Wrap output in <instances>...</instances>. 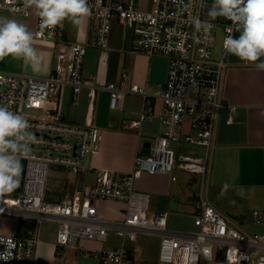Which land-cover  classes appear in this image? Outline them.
<instances>
[{
    "label": "built area",
    "instance_id": "2783aa9c",
    "mask_svg": "<svg viewBox=\"0 0 264 264\" xmlns=\"http://www.w3.org/2000/svg\"><path fill=\"white\" fill-rule=\"evenodd\" d=\"M189 2L152 0V7L143 9L133 0H88L91 38L85 42L66 41L62 23L41 28L37 14L35 36L53 40L58 48L51 73L36 76L0 70V103L29 122L36 137L31 146L41 148L22 158L19 187L0 200V264H35L39 241L38 236L2 232L5 213L58 220L59 246L75 245L82 250L80 239L105 240L112 228L117 235L131 240L142 233L158 234L159 255L151 264H264V232L249 233L236 225L208 196L221 110L226 105L224 80L228 64L225 54L215 59L213 48L217 29L222 27L225 37L232 24L222 17L212 20L207 7H201V0H191V6L185 8ZM24 3L25 0H0V12L16 16L19 19L15 20L29 29L32 7L25 8ZM203 3L207 5L206 0ZM196 18L214 25L209 34L196 31ZM114 21L122 23L126 36L133 35L132 52L168 57V75L159 94L164 102L161 131L151 138L148 153L134 157V168L127 172L88 162L101 150L103 130L99 126L73 124L60 118L66 88L71 89L74 102L85 86L90 87V97H95L97 85L86 82L82 75L84 58L90 45L108 48ZM123 76L127 77V73ZM106 88L111 91L110 106L114 109L120 106L121 93L147 95L135 83L127 87L110 83ZM56 98L57 106L51 111L47 103ZM32 110L42 113L31 114ZM152 114L151 107L145 109L132 125H140ZM232 121L231 115L228 122ZM57 150L67 153L58 154ZM52 162L63 163L75 173L92 170L95 182L76 190L72 198L48 202L45 190ZM177 170L199 176L195 230L169 229L168 213H152L149 193L135 187L136 178L143 172H161L177 180ZM99 198L124 202V218L110 223L101 219L94 203ZM252 217L255 225L264 226V210L253 209ZM92 251L99 252L103 264H134L124 243L114 249Z\"/></svg>",
    "mask_w": 264,
    "mask_h": 264
},
{
    "label": "crops",
    "instance_id": "0c3cea01",
    "mask_svg": "<svg viewBox=\"0 0 264 264\" xmlns=\"http://www.w3.org/2000/svg\"><path fill=\"white\" fill-rule=\"evenodd\" d=\"M133 1L143 9L152 7V0H147V7H143L144 0ZM149 3L150 8H148ZM207 6H210L208 2ZM36 17L37 10L32 8L29 30L33 33V47L42 57L41 63L33 66L23 60L6 57L0 61V70L36 76H47L51 73L58 48L53 40L35 36ZM0 19L19 18L1 13ZM61 29L64 39L68 42L88 41L91 38L90 14L82 17L78 24L65 19ZM234 35L238 37L239 33L235 32ZM108 43L106 49L90 45L84 58L82 75L86 82L97 85L95 97H90V87L85 86L78 94L77 102H74L71 89L66 88L62 97L60 118L73 124L93 123L99 126L103 130L101 150L98 154L89 157L88 162L95 167L127 172L134 168V157L137 154L147 153L144 151L146 149L144 143L161 131L160 116L164 111V102L159 94L167 79L168 58L162 63H157L154 61V55L132 52L134 37L132 34L125 35L124 27L119 21H114ZM223 54L224 49H221V52L218 55L215 53L214 57L218 59ZM225 57L228 63L224 80L226 105L221 110L219 121L217 147L212 162V181L210 177L212 193L209 199L232 222L234 217L239 216L238 220L242 221V224L246 223V214V218L250 217V222L253 223V209L264 210V70H258L254 64H246L233 55H225ZM124 73H127L125 78ZM110 83L122 87L135 83L142 86L147 95L137 92L121 93L120 106L114 109L110 106L111 91L106 88ZM100 92L103 95L101 101L98 100ZM57 103L58 98L51 100L47 106L52 111ZM149 107L153 113L151 118L143 120L138 126H133L132 123ZM69 110L71 113L68 112ZM231 115L233 121L229 123L228 118ZM94 182L95 172L92 170L85 169L75 173L63 163L52 162L45 200L60 202L72 198L76 190ZM135 187L149 193L153 198V206L150 208L152 213L168 211L160 208L162 202L168 209L183 208L193 218L199 211V186L197 193L192 197L185 189L186 186L174 182L168 174L143 172L136 178ZM229 189L241 192L247 202L252 204L253 209L250 214L247 213L248 211H243L241 205L236 204L238 209L235 207L232 209L224 204L221 198ZM175 196H179L177 200H174ZM232 199L234 200V197ZM235 200L240 201L242 197L237 199L235 197ZM94 203L97 206L98 216L109 223L120 221L125 216L124 202L99 198ZM167 213L169 216V212ZM17 217L15 229L7 234L38 236L37 247L40 246L50 252L52 260H58L56 251L60 247L57 244L60 222L36 214ZM244 226L242 228L246 229ZM142 234L133 239L134 241L131 240V246L124 243L125 238L122 239V243L129 248V256L134 264H144L140 261L141 257L144 258L143 254L137 252L140 250L139 246L141 247L138 241ZM116 235L115 230L110 228L108 236L113 238ZM108 236L105 240L86 239L85 247L90 250L106 249L102 245L107 242ZM121 244L114 243L109 250ZM46 256L49 257L48 254Z\"/></svg>",
    "mask_w": 264,
    "mask_h": 264
},
{
    "label": "clouds",
    "instance_id": "9594fccd",
    "mask_svg": "<svg viewBox=\"0 0 264 264\" xmlns=\"http://www.w3.org/2000/svg\"><path fill=\"white\" fill-rule=\"evenodd\" d=\"M191 6L184 5L185 8ZM25 8H35L41 18V28L55 27L65 19L80 23L90 14L88 0H25ZM207 15L215 20L225 18L232 27L224 37L225 55H233L246 64H254L264 70V0H213L207 6ZM197 32L209 34L214 25L207 21L194 20ZM238 32L239 36L234 33ZM33 33L25 24L15 19H0V61L6 57L23 60L36 66L42 57L33 47ZM259 61V62H258ZM36 141L29 122L20 114L0 103V198L19 187L22 158L31 154V145Z\"/></svg>",
    "mask_w": 264,
    "mask_h": 264
},
{
    "label": "rangeland",
    "instance_id": "374dc122",
    "mask_svg": "<svg viewBox=\"0 0 264 264\" xmlns=\"http://www.w3.org/2000/svg\"><path fill=\"white\" fill-rule=\"evenodd\" d=\"M207 2L209 3V5H211L213 0H209ZM150 3L148 4V8L151 7ZM146 4H147V0H144L143 7H147ZM28 20L30 24V18ZM224 34L225 33L223 31V28L219 27L216 32V39H215V44L213 48L214 54L216 53V55H218V53L221 52V49H223ZM152 55H154V61L157 63H162L168 58L167 56L161 53H154ZM102 99H103V95L100 92L98 100L101 101ZM32 111L33 112H31V114H35V115H40L42 113L41 110H32ZM68 112L71 113L70 110ZM187 128L188 126L185 124L184 129H187ZM40 150L41 148L39 147L31 146V151H40ZM56 152L58 154L67 153L61 150H57ZM213 175H214V172H213ZM177 176L178 178L177 180H174V182L176 181V183L178 184L181 183L183 186H186L185 189L190 193L192 197H194L195 193H197V189L199 186V176L197 174H187L186 175L181 170H177ZM211 176H212V168H211L210 177ZM211 181H212V177H211ZM211 193H212V188H211V182H210L209 190H208L209 197ZM11 194L12 193L7 194V195H11ZM224 194L225 195H223L221 199L223 200L226 206L232 209H234V207L238 209L237 205H241L242 206L241 209H243V211H248L247 213L250 214L251 210L253 209V206L251 203L247 202V200L244 198L241 192L238 193L237 191L233 189H229ZM215 195H217V193ZM233 197H234V200L232 199ZM235 197L236 199L237 197L238 198L242 197V200L240 201L235 200ZM149 201H150L149 206L151 208V206H153V198L150 197ZM160 208L167 209L168 210L167 212H169V216H168V228L169 229L184 230V231H190V230L197 229V226L194 225V218L183 208L168 209L167 206H164V202H162ZM238 217H234L233 222L236 225L241 226V227H243L244 225H246L247 223L251 221L250 217L246 218V214H245V219L247 220H246V223L242 224L243 222L242 221L240 222V220H238ZM17 218H18L17 215L12 214V213L3 214V226L1 228V231L4 233H11L16 227ZM240 219L242 220V218ZM244 227L247 229L249 233H263L264 232V226L255 225L254 223H251V222ZM122 239L123 238L119 235H116V237H113V238L108 236L107 242H104V245H102V247L109 249L113 246L114 243L121 244ZM85 240L86 239L79 240V246L82 247V250L76 247L75 245L60 246L59 249L56 251L57 252L56 254L59 256L58 260L56 261L52 260V255L50 252H47V250H43V248L40 246L37 247V250H38V258H37V253H36L37 264H103L102 258L99 252L97 251L94 252L85 247V243H84ZM139 241H138V244L141 245V247L139 246L140 250H137V252L139 251V253H142L144 256V258L141 257L140 261H142V263L144 264H150L152 262H155L159 255L160 236L154 235V234H142L139 237ZM124 243H127V246L128 244L131 246V239L125 238ZM46 254H48L49 257H47ZM35 264H36V261H35Z\"/></svg>",
    "mask_w": 264,
    "mask_h": 264
},
{
    "label": "water",
    "instance_id": "95a60500",
    "mask_svg": "<svg viewBox=\"0 0 264 264\" xmlns=\"http://www.w3.org/2000/svg\"><path fill=\"white\" fill-rule=\"evenodd\" d=\"M144 147L146 148L144 151L148 153L149 150H150V141H146V142L144 143ZM178 197H179V196H175V197H174V200H177Z\"/></svg>",
    "mask_w": 264,
    "mask_h": 264
}]
</instances>
